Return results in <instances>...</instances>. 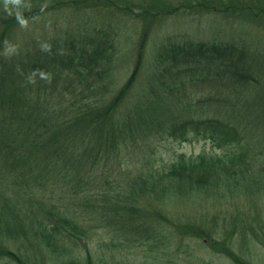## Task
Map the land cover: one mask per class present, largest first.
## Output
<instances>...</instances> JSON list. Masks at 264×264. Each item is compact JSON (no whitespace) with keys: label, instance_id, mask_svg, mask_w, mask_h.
Listing matches in <instances>:
<instances>
[{"label":"trees","instance_id":"obj_1","mask_svg":"<svg viewBox=\"0 0 264 264\" xmlns=\"http://www.w3.org/2000/svg\"><path fill=\"white\" fill-rule=\"evenodd\" d=\"M109 5L0 0V264H109L117 247L143 249L146 262L205 238L254 264L236 243L252 255L264 241V223L248 219L264 216V58L233 36L165 33L148 50L149 23L118 87L120 29L80 21ZM66 8L83 16L13 39L23 22ZM147 8L162 22L186 11L264 20V0ZM194 138L216 151L159 158L161 142Z\"/></svg>","mask_w":264,"mask_h":264},{"label":"rangeland","instance_id":"obj_2","mask_svg":"<svg viewBox=\"0 0 264 264\" xmlns=\"http://www.w3.org/2000/svg\"><path fill=\"white\" fill-rule=\"evenodd\" d=\"M115 6L112 7H99L94 9V12L88 13V16L80 19L82 23L86 20L90 21L96 16V22L111 23L113 27H118L121 33L120 37V60L116 67V75L118 79V87L128 78V75L134 67V58L138 51L139 42L145 33V28L148 27L149 48L151 50L158 42V39L165 33L173 34L178 38L188 39L193 38L197 40H217L226 41L231 40L232 36L237 41H247L253 50H257L258 57L264 58V20H254L252 18H241L231 15H222L220 12H205L195 13L192 11L180 12L172 16L166 17L165 21L157 19V16L151 15V19H147L145 11H151L147 8L148 4L158 0H112ZM163 2H173L177 0H159ZM250 1V0H249ZM77 10L66 8L60 12L50 13L45 12L42 15H38L33 20H27L23 22V25L19 26L13 35V39H16L17 44L26 38V35L31 36L32 39L41 36L39 33H44L50 30L49 26L52 21L57 20L60 24L61 30L67 29V23L69 20L78 21L74 15L82 17L83 15L76 14ZM220 13V14H219ZM74 17V18H73ZM70 18V19H69ZM112 28V31L115 30ZM51 35H54L55 29L49 31ZM255 50V51H256ZM261 57H260V56ZM121 85V86H120ZM208 151L215 152L211 142H206L201 139L194 138L189 141H180L175 139H168L161 142L159 146V152L161 159L165 161H173L180 153H186L190 156H196L200 153ZM140 158V157H139ZM145 159V157H143ZM128 163H134L130 159H126ZM141 163V161H140ZM144 165V163H141ZM137 168L134 172L143 173L145 166ZM128 168V167H124ZM129 169V168H128ZM124 176V175H123ZM264 202V201H263ZM257 229L259 224L264 223V216L261 215L258 219L248 218ZM208 247L202 244L203 241ZM256 254L253 252L254 245L236 243V247L240 249V254L254 264H264V241L261 242L257 239ZM264 240V239H263ZM200 242V243H197ZM256 242V241H255ZM213 248L211 247V245ZM105 246H102L104 248ZM141 248H145L141 247ZM116 255L111 259L109 264H236L230 257L220 251L225 250L224 246L213 245L209 239H201L196 242L188 240L186 245L174 244L167 254H161L158 258L148 259L145 262V252L143 249H120L119 247L113 249ZM123 251H133V254L124 256ZM84 254V253H83ZM85 258H86V254Z\"/></svg>","mask_w":264,"mask_h":264},{"label":"clouds","instance_id":"obj_3","mask_svg":"<svg viewBox=\"0 0 264 264\" xmlns=\"http://www.w3.org/2000/svg\"><path fill=\"white\" fill-rule=\"evenodd\" d=\"M12 3L19 4L20 0H11Z\"/></svg>","mask_w":264,"mask_h":264}]
</instances>
